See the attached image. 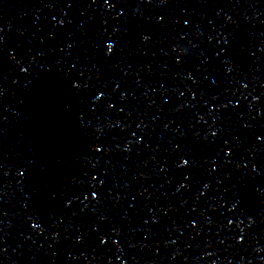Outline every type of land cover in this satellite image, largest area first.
Wrapping results in <instances>:
<instances>
[{
	"label": "water",
	"instance_id": "obj_1",
	"mask_svg": "<svg viewBox=\"0 0 264 264\" xmlns=\"http://www.w3.org/2000/svg\"><path fill=\"white\" fill-rule=\"evenodd\" d=\"M0 264H264V0H0Z\"/></svg>",
	"mask_w": 264,
	"mask_h": 264
}]
</instances>
